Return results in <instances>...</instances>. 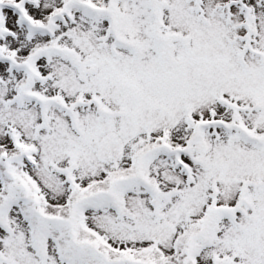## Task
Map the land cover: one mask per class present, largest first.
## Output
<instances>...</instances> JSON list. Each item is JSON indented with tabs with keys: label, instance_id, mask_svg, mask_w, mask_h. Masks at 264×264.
Returning a JSON list of instances; mask_svg holds the SVG:
<instances>
[{
	"label": "snow or ice",
	"instance_id": "obj_1",
	"mask_svg": "<svg viewBox=\"0 0 264 264\" xmlns=\"http://www.w3.org/2000/svg\"><path fill=\"white\" fill-rule=\"evenodd\" d=\"M0 264H264V0H0Z\"/></svg>",
	"mask_w": 264,
	"mask_h": 264
}]
</instances>
